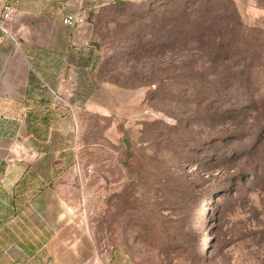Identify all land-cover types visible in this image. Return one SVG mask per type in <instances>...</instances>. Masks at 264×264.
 Listing matches in <instances>:
<instances>
[{
	"label": "rangeland",
	"instance_id": "1",
	"mask_svg": "<svg viewBox=\"0 0 264 264\" xmlns=\"http://www.w3.org/2000/svg\"><path fill=\"white\" fill-rule=\"evenodd\" d=\"M90 17L91 76L45 109L72 130L48 133L44 161L69 230L109 264H264V20L232 0L117 1Z\"/></svg>",
	"mask_w": 264,
	"mask_h": 264
},
{
	"label": "crops",
	"instance_id": "2",
	"mask_svg": "<svg viewBox=\"0 0 264 264\" xmlns=\"http://www.w3.org/2000/svg\"><path fill=\"white\" fill-rule=\"evenodd\" d=\"M117 1L140 0H0V264H109L90 233L69 230L65 192L45 188L54 173L44 161L56 154L46 149L58 147L48 133L72 132L67 112L55 121L45 109L86 85L96 54L90 14ZM232 1L264 20V0ZM81 8L84 25L62 24ZM114 260L125 264L123 253Z\"/></svg>",
	"mask_w": 264,
	"mask_h": 264
},
{
	"label": "built area",
	"instance_id": "3",
	"mask_svg": "<svg viewBox=\"0 0 264 264\" xmlns=\"http://www.w3.org/2000/svg\"><path fill=\"white\" fill-rule=\"evenodd\" d=\"M11 9L9 7L5 8V12L2 15L3 19H9L11 17ZM88 17V12L86 9L81 8L78 13L70 14L63 18L62 24L68 27H79L86 23Z\"/></svg>",
	"mask_w": 264,
	"mask_h": 264
},
{
	"label": "water",
	"instance_id": "4",
	"mask_svg": "<svg viewBox=\"0 0 264 264\" xmlns=\"http://www.w3.org/2000/svg\"><path fill=\"white\" fill-rule=\"evenodd\" d=\"M126 147H128V144L126 143Z\"/></svg>",
	"mask_w": 264,
	"mask_h": 264
}]
</instances>
